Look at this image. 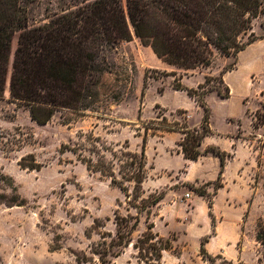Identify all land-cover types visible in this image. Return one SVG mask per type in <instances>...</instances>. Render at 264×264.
Masks as SVG:
<instances>
[{
    "label": "rangeland",
    "instance_id": "obj_1",
    "mask_svg": "<svg viewBox=\"0 0 264 264\" xmlns=\"http://www.w3.org/2000/svg\"><path fill=\"white\" fill-rule=\"evenodd\" d=\"M20 2L28 29H33L91 0ZM123 5L127 8L126 0ZM252 32L256 40L237 57L220 58L210 69L195 74L161 62L132 30L131 41L108 48L100 59L106 67L101 87L106 109L70 124L57 114L48 124L39 125L27 109L8 101L0 103V264H101L98 252L117 238L116 214L138 216L140 223L131 246L122 249L120 257H106V264H264L263 248L256 239L257 225L264 220V149L257 141L263 138L264 128H253L255 114L264 105V15L254 20ZM19 33L13 37V52ZM229 67L233 71L224 76L229 99H222L216 91L205 98L214 134L204 140V159L195 174L214 179L218 163L217 156L206 152L211 147H239L240 161L247 166L227 182L217 213L207 206L196 210L195 196L205 194L206 202L214 203L223 179L218 180V174L213 182L183 183L175 180L183 169L156 170V161L179 167L183 139L182 133L158 125L165 117L172 127L199 128L204 110L186 92L175 89L177 80L182 78L184 87L190 88L183 83L185 75L193 74L186 82L197 84L205 76L218 78ZM211 86L225 92L218 82ZM91 136L97 140V154L90 151ZM146 136L148 179L137 192L133 183H126L129 197L81 161L82 157L114 161L113 154L140 152ZM64 145L70 149L81 145V150L64 152ZM162 176L169 178L167 185L159 183ZM167 190H172L167 202H178L166 209L169 217L161 211L162 200L157 206L142 207L151 195H166ZM13 197L16 205L5 203ZM133 206L140 207L141 215ZM150 223L155 225L154 233L173 245L160 261L139 258L140 251L134 247ZM217 227L221 240L209 245Z\"/></svg>",
    "mask_w": 264,
    "mask_h": 264
},
{
    "label": "trees",
    "instance_id": "obj_2",
    "mask_svg": "<svg viewBox=\"0 0 264 264\" xmlns=\"http://www.w3.org/2000/svg\"><path fill=\"white\" fill-rule=\"evenodd\" d=\"M126 7L123 0H91L75 10L52 16L43 26L28 29L20 0H0V103L8 101L27 109L39 125L48 124L57 114L70 124L106 109L101 101L106 67L100 59L108 48L131 41L132 30L164 64L186 73L197 72L210 69L220 58L237 57L243 52L256 40L252 32L254 20L264 15V0H126ZM18 32V44L13 52V37ZM245 37H248L246 41ZM230 71L233 67L218 78L205 76L204 83L196 89L185 88L182 78L177 80L175 89L186 92L204 110L199 128L172 127L165 117L164 123L158 125L168 132L182 133L179 147L185 160L198 161L204 156V140L214 134L211 110L205 98L216 91L222 99H229L230 88L224 76ZM213 82L221 84L225 92L211 86ZM253 128L255 131L264 128V105L255 114ZM147 136L140 152H121V157L113 154L114 161L82 156L81 161L89 171L109 178L112 185L129 197L126 183H133L137 192L148 179ZM88 140L91 153L97 154L96 138L91 136ZM257 141L264 149V135ZM63 150L77 153L81 145L74 149L64 145ZM206 152L220 158L218 180H222L225 164L233 156L217 147ZM223 187L222 180L217 190ZM12 190L17 193L16 189ZM164 197V193L151 195L141 205L157 206ZM5 203L16 205L17 200L13 197ZM208 204L212 209L213 203L208 201ZM133 207L141 215L140 207ZM139 223L138 216L116 214L117 238L105 243V248L98 252L101 264H106L109 255L120 257L121 250L131 246L132 234ZM147 229L134 247L140 251L139 258L160 261L163 252L173 247L172 242L154 233L153 223ZM256 239L263 248L262 261L264 220L257 225ZM116 247L121 249L115 251Z\"/></svg>",
    "mask_w": 264,
    "mask_h": 264
},
{
    "label": "crops",
    "instance_id": "obj_3",
    "mask_svg": "<svg viewBox=\"0 0 264 264\" xmlns=\"http://www.w3.org/2000/svg\"><path fill=\"white\" fill-rule=\"evenodd\" d=\"M194 73L196 74L197 72H194ZM193 77H194L193 74H190L189 76L185 75V77L183 79V83H185V85H187L188 87L190 86V88L191 87H197L198 85L202 84L204 82V79H205V78H202V80L199 81L197 84H189L186 82V79L189 80L190 78H193ZM222 150L228 154L231 153V155L235 154V156H233V159L227 160V162L225 164L224 172L222 175L225 187L218 190V193H217V196L215 198V202L213 203V208H212V210L215 213H217V211H218L217 210V206H218L217 204H218L220 198L222 197V195L224 194V190L227 189V182L234 181L235 176L242 169V167L247 166L246 163H243L240 161L241 151H240L239 147H237L235 145L222 146ZM178 158L181 159L179 167L175 168V167L170 166V165H164V164H162L163 162L158 163V161H156V164H155L156 170H159L162 172H180L183 169L181 171L182 176L180 178H175L176 181H182L183 183H192L193 181H196V180L202 181L203 179H205V181H207V182L208 181L213 182L215 177L220 173V170H221L220 158L215 157L216 163H218V166H216V168H215L214 179L204 178V176H202V175L195 174V171L198 168V163L202 162V159H204V156L201 157V159L198 161H189V160H185L183 155L181 153H179ZM252 165L253 164H251L250 167ZM204 166H205V164H202V167H204ZM166 181H170L169 178L162 176L159 180V183H161V185H164V184L167 185ZM171 192H172V190H169L166 193L165 197L161 201V205H162L161 211L163 212V214L166 217H169V211H170V210H166V209H168V207L172 208V207H174L175 204L178 203V202H174L173 204H169L167 202L170 195H171ZM193 202L196 206V210L205 208V206H207L209 208L208 202H206V200L202 196H195V198L193 199ZM221 237H222V235H221L220 227H217L216 235L213 236L212 238H210L209 245H211L213 241H220ZM224 244H227V243L224 241L223 245ZM220 247H222V246L220 245Z\"/></svg>",
    "mask_w": 264,
    "mask_h": 264
}]
</instances>
